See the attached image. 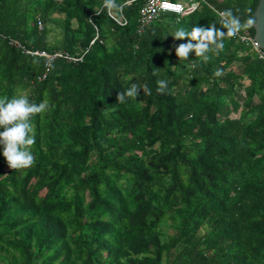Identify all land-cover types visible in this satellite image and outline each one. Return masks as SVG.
Wrapping results in <instances>:
<instances>
[{"label":"trees","instance_id":"trees-1","mask_svg":"<svg viewBox=\"0 0 264 264\" xmlns=\"http://www.w3.org/2000/svg\"><path fill=\"white\" fill-rule=\"evenodd\" d=\"M127 1L118 27L90 15L102 0H0V98L50 105L32 118L34 163L12 170L0 155V264H264V61L226 36L193 67L168 35L217 22L207 5L244 23L257 0H203L141 34L142 0ZM89 15L102 40L90 46ZM10 40L88 50L37 81L44 58ZM131 83L150 94L118 104Z\"/></svg>","mask_w":264,"mask_h":264},{"label":"clouds","instance_id":"clouds-1","mask_svg":"<svg viewBox=\"0 0 264 264\" xmlns=\"http://www.w3.org/2000/svg\"><path fill=\"white\" fill-rule=\"evenodd\" d=\"M105 10L120 12L122 6L117 0H102L97 11ZM254 22V18L249 15L247 20L242 23L228 12L221 16L217 22L208 24L206 27L195 25L191 27L190 31L179 28L168 35L175 40L186 41L175 45V54L180 61L190 62L195 67L193 60H189L191 53H194L197 58L207 60L208 53L223 49L226 36L234 37L242 29L251 28ZM217 24L220 27H217ZM215 74L219 76L222 71L217 69ZM157 85V90L163 93L168 87V81L159 80ZM141 91L150 94L147 85L131 83L126 90L117 92L116 101L118 104H123L129 99L137 98ZM49 107L48 100L37 104L27 96L0 98V146H2L0 155L5 158L10 169H25L34 163L31 148L35 144V129L32 118L47 111Z\"/></svg>","mask_w":264,"mask_h":264},{"label":"built area","instance_id":"built-area-1","mask_svg":"<svg viewBox=\"0 0 264 264\" xmlns=\"http://www.w3.org/2000/svg\"><path fill=\"white\" fill-rule=\"evenodd\" d=\"M133 0H129L124 4H129ZM201 5H205L206 3L203 0H142L140 6L137 9L136 13V26L135 30L137 34H141L150 22L158 18L160 15L165 13L174 14L177 17H181L183 15H187L194 10H197ZM212 11L219 17L224 16L221 12L214 10L211 6L207 5ZM99 12L97 9L92 12L90 15H96ZM105 14L109 19H111L116 26L123 27L126 24V20L121 14V12L107 11L105 10ZM90 15L87 17V22L91 25L94 35L89 42V46L94 42L98 41L102 43V40L99 37V31H97V27L91 21ZM37 29L41 28L40 21L36 20ZM235 40L249 48L250 51H253L257 58L264 61V50H262L258 43L253 39V36L249 35L246 32H239L236 36H234ZM10 44L21 49L23 52L31 55H36L37 57L44 58V69L43 72L36 78L37 81H41L44 79L48 68L51 65V61L56 57H62L69 62H79L82 60L83 55L86 53L88 48H85L78 54H68L67 52L56 51L51 54L46 52H38L37 50L30 51L24 49L16 40H10Z\"/></svg>","mask_w":264,"mask_h":264},{"label":"water","instance_id":"water-1","mask_svg":"<svg viewBox=\"0 0 264 264\" xmlns=\"http://www.w3.org/2000/svg\"><path fill=\"white\" fill-rule=\"evenodd\" d=\"M251 14L255 21L252 25L253 39L258 43V46L264 50V0H257Z\"/></svg>","mask_w":264,"mask_h":264},{"label":"rangeland","instance_id":"rangeland-1","mask_svg":"<svg viewBox=\"0 0 264 264\" xmlns=\"http://www.w3.org/2000/svg\"><path fill=\"white\" fill-rule=\"evenodd\" d=\"M55 17H57V15H54ZM60 17H62V15H59ZM108 47H109V44H108ZM232 68H234L236 71H239V66H240V63L238 61L232 63ZM256 98H253L252 102H256Z\"/></svg>","mask_w":264,"mask_h":264}]
</instances>
